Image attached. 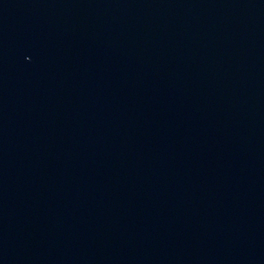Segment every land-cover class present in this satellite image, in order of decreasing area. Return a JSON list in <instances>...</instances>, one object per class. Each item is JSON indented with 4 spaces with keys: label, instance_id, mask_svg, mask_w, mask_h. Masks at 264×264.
<instances>
[{
    "label": "water",
    "instance_id": "water-1",
    "mask_svg": "<svg viewBox=\"0 0 264 264\" xmlns=\"http://www.w3.org/2000/svg\"><path fill=\"white\" fill-rule=\"evenodd\" d=\"M0 264H264V0H0Z\"/></svg>",
    "mask_w": 264,
    "mask_h": 264
}]
</instances>
